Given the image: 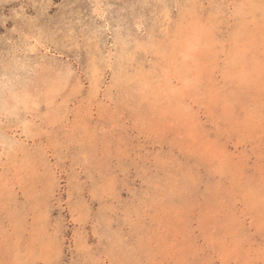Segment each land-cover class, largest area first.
<instances>
[{"label": "rangeland", "instance_id": "1", "mask_svg": "<svg viewBox=\"0 0 264 264\" xmlns=\"http://www.w3.org/2000/svg\"><path fill=\"white\" fill-rule=\"evenodd\" d=\"M0 264H264V0H0Z\"/></svg>", "mask_w": 264, "mask_h": 264}]
</instances>
